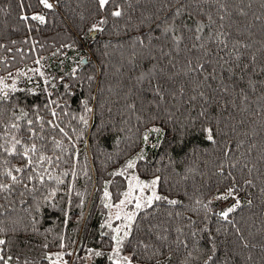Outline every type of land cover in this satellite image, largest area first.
Returning a JSON list of instances; mask_svg holds the SVG:
<instances>
[{
	"label": "trees",
	"instance_id": "trees-1",
	"mask_svg": "<svg viewBox=\"0 0 264 264\" xmlns=\"http://www.w3.org/2000/svg\"><path fill=\"white\" fill-rule=\"evenodd\" d=\"M48 3L0 0V264H264V0Z\"/></svg>",
	"mask_w": 264,
	"mask_h": 264
},
{
	"label": "rangeland",
	"instance_id": "rangeland-1",
	"mask_svg": "<svg viewBox=\"0 0 264 264\" xmlns=\"http://www.w3.org/2000/svg\"><path fill=\"white\" fill-rule=\"evenodd\" d=\"M16 76H4L0 77V89H12L16 86ZM139 177L134 176L128 185L127 194L118 202L109 203V218L107 224L111 227L114 226V236L116 239L115 248H119L120 250V243L118 244L117 241L122 242L123 237L128 233L129 224L131 223L134 215V210L137 209L138 205H142L149 201L153 195H156V178L151 182L142 181L138 179ZM119 263L121 262H128L124 259L126 256L121 252L119 254ZM54 264H67L63 258H57ZM130 264H144L140 262H131Z\"/></svg>",
	"mask_w": 264,
	"mask_h": 264
},
{
	"label": "snow or ice",
	"instance_id": "snow-or-ice-1",
	"mask_svg": "<svg viewBox=\"0 0 264 264\" xmlns=\"http://www.w3.org/2000/svg\"><path fill=\"white\" fill-rule=\"evenodd\" d=\"M40 2L47 8H52L53 5L51 3H48V0H40ZM99 3H100V6L101 7H104L105 5H107L109 3V0H99ZM114 16H120L121 15V11L117 10V11H114L112 13ZM24 19H27V17H24ZM32 19H35V20H39L40 22H44V17L43 16H33ZM211 139V137H209ZM130 167L132 166L131 164L129 165ZM13 180L16 179V177H12ZM153 183H155V181H153ZM229 194H231V190H229ZM223 198H227L226 196L223 197ZM156 199H160V197H156ZM171 203H175V201H171ZM139 207V205H138ZM229 211H232V209L230 208ZM222 215L224 217H227V213H222ZM0 243H4V241H0ZM117 243L119 244V240L117 241ZM119 252V248L116 249V253L118 254ZM89 253L91 254V250H89ZM96 255H100V253H95ZM0 259H3V257H0ZM126 261L128 260L127 257L124 258ZM117 264H119V261H117ZM128 264H130V261L128 262Z\"/></svg>",
	"mask_w": 264,
	"mask_h": 264
},
{
	"label": "water",
	"instance_id": "water-1",
	"mask_svg": "<svg viewBox=\"0 0 264 264\" xmlns=\"http://www.w3.org/2000/svg\"><path fill=\"white\" fill-rule=\"evenodd\" d=\"M228 204H224V206H227Z\"/></svg>",
	"mask_w": 264,
	"mask_h": 264
}]
</instances>
